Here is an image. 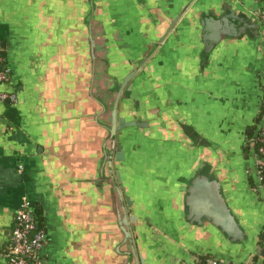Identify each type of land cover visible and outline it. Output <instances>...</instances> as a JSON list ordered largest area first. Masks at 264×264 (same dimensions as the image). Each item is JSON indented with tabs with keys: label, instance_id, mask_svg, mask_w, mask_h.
Masks as SVG:
<instances>
[{
	"label": "crops",
	"instance_id": "1",
	"mask_svg": "<svg viewBox=\"0 0 264 264\" xmlns=\"http://www.w3.org/2000/svg\"><path fill=\"white\" fill-rule=\"evenodd\" d=\"M60 3L0 0V50L11 70L1 89L18 99L15 104L0 103V264H6L15 212L25 198L44 210L47 264H74L81 241L79 227L71 221L76 201L95 194L93 185L81 180L94 173L102 130L91 117H77L81 130H75L74 121L62 119L46 101L49 64L43 62L44 39L62 36L57 24L66 18L58 11ZM97 5L101 14L97 35L103 54L112 55L113 64L131 69L150 55L131 83L135 98L148 107L154 127L151 145L123 142L130 162L120 168L139 216L138 254L146 264H192L197 256L231 264L252 262L264 231V190L255 180V154L248 156L244 150L255 139L264 104V48L262 39L245 35L222 43L209 63L202 61L199 19L211 9L219 15L223 7L258 18L264 1L97 0ZM178 15L182 16L155 48ZM162 120L166 129L161 128ZM178 121L195 127L227 154L234 172L227 181L229 195L251 235L250 245L230 251L215 234L192 235L177 224V188L199 157L197 151L180 145L184 138ZM129 136L132 131L126 130L124 138ZM100 243L105 244L103 239Z\"/></svg>",
	"mask_w": 264,
	"mask_h": 264
},
{
	"label": "water",
	"instance_id": "2",
	"mask_svg": "<svg viewBox=\"0 0 264 264\" xmlns=\"http://www.w3.org/2000/svg\"><path fill=\"white\" fill-rule=\"evenodd\" d=\"M60 2L58 11L66 18L57 24L62 36L44 37L47 51L42 57L49 64L46 101L51 102L62 119L70 117L75 130H81L80 122L76 124L77 117H91L104 135L92 177L81 180L93 185L95 194L89 199L78 198L77 211L71 219L79 227L81 239L78 248L74 246V264H146L136 247L139 216L135 213V201L127 193L120 168L128 161L124 144H142L145 148L151 145L154 127L148 107L135 98V85L131 83L150 55L131 69H125L120 62L113 64L112 55L103 54L104 46L97 35L96 22L101 15L97 0H78L71 5L67 0ZM181 16L171 21L155 48ZM199 22L201 59L207 63L225 41L241 40L245 35L261 40L263 35L258 18L234 12L229 7H223L219 15L211 9L201 14ZM116 67L119 69L115 70ZM178 126L184 138L180 145L188 151H197L199 157L177 188V224L192 235L215 234L230 251L250 245L251 235L229 195L227 181L233 179L234 172L227 154L189 123L178 121ZM166 127L162 120L161 128ZM126 130L132 131V136L124 138ZM101 239L105 244L100 243Z\"/></svg>",
	"mask_w": 264,
	"mask_h": 264
},
{
	"label": "built area",
	"instance_id": "3",
	"mask_svg": "<svg viewBox=\"0 0 264 264\" xmlns=\"http://www.w3.org/2000/svg\"><path fill=\"white\" fill-rule=\"evenodd\" d=\"M264 1V0H263ZM257 15L258 20L262 23V47L264 48V6ZM11 70L6 65L5 59L0 50V103L9 101L10 103H17V94L6 93L1 88L2 85L10 78ZM261 145V151L255 155L254 161V176L257 182L258 189L264 190V121L259 125L258 136L255 138ZM22 169V165H19ZM35 204L28 199H24L19 208L15 212L14 226L10 234V241L6 252V264H47L48 254V231L47 227L39 229L38 221L34 217ZM264 248H259L256 253L251 255H258ZM192 264H231L227 261L220 260L211 256H197L193 259ZM245 264H253L246 262Z\"/></svg>",
	"mask_w": 264,
	"mask_h": 264
},
{
	"label": "trees",
	"instance_id": "4",
	"mask_svg": "<svg viewBox=\"0 0 264 264\" xmlns=\"http://www.w3.org/2000/svg\"><path fill=\"white\" fill-rule=\"evenodd\" d=\"M1 54L2 56L4 55L2 51H1ZM263 121H264V104L262 107V111L257 118V125H260ZM250 139H252V135H250ZM260 151H261V145L257 139H254L253 143L249 142L244 150V152L248 156L251 153H254L255 155H257L260 153ZM34 217L38 221L39 229L45 228L46 218L44 215V210L38 205L35 206ZM258 246L261 248H264V231L260 233ZM252 261H253V264H264V257H260L256 255L253 257Z\"/></svg>",
	"mask_w": 264,
	"mask_h": 264
},
{
	"label": "flooded vegetation",
	"instance_id": "5",
	"mask_svg": "<svg viewBox=\"0 0 264 264\" xmlns=\"http://www.w3.org/2000/svg\"><path fill=\"white\" fill-rule=\"evenodd\" d=\"M120 104H121V101L119 102V109H118V116L120 117ZM119 133V132H118ZM119 137H121V135H117V138L119 139Z\"/></svg>",
	"mask_w": 264,
	"mask_h": 264
},
{
	"label": "rangeland",
	"instance_id": "6",
	"mask_svg": "<svg viewBox=\"0 0 264 264\" xmlns=\"http://www.w3.org/2000/svg\"><path fill=\"white\" fill-rule=\"evenodd\" d=\"M128 161L130 162V158L128 157ZM128 161L126 163H128Z\"/></svg>",
	"mask_w": 264,
	"mask_h": 264
}]
</instances>
